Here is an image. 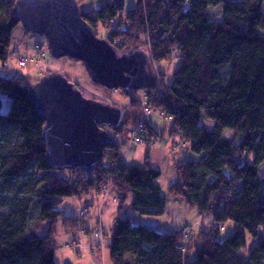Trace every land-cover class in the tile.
<instances>
[{
  "label": "trees",
  "instance_id": "obj_1",
  "mask_svg": "<svg viewBox=\"0 0 264 264\" xmlns=\"http://www.w3.org/2000/svg\"><path fill=\"white\" fill-rule=\"evenodd\" d=\"M15 2L0 0L4 64L19 25ZM77 2L83 21L96 34L110 27L106 39L119 53L144 52L157 66L177 58L170 84L159 90L150 85L146 94L163 122L170 118L174 152L182 149L198 157L175 164L178 180L169 194L201 215L210 214L214 229L188 239L182 231L157 233L121 215L129 197L138 217L159 219L166 207L156 183L160 170L148 160L143 166L123 163L124 144L106 147L90 173L76 168L63 175L50 168L44 158V121L28 87L21 78L0 75V264H55L57 234L71 235L78 248L81 228L108 241L112 264H264L259 178L264 164V0H137L127 12L125 0H101L87 11ZM214 8L221 10V19L213 17ZM3 96L10 100L6 113L1 112ZM130 108L138 113L127 126H141L140 136L150 138L152 127L137 121L140 102ZM206 119L215 123L212 130L204 126ZM224 131L234 138H224ZM103 187L119 197L109 236L100 224L93 232L84 220L62 210L66 199L81 201ZM227 223L235 228L220 241L216 228ZM247 237L252 249L245 259L240 253Z\"/></svg>",
  "mask_w": 264,
  "mask_h": 264
},
{
  "label": "water",
  "instance_id": "obj_2",
  "mask_svg": "<svg viewBox=\"0 0 264 264\" xmlns=\"http://www.w3.org/2000/svg\"><path fill=\"white\" fill-rule=\"evenodd\" d=\"M13 10L25 32L46 40L52 58L82 63L94 86L108 92L120 89L129 98L147 87L149 56L132 50L119 53L99 38L83 21L77 0H16ZM28 96L44 121L45 162L57 171H94L105 147L114 145L102 126L118 131L124 124L120 109L87 99L60 74L44 75L28 87ZM259 178L264 191V164ZM144 226L155 230L158 223Z\"/></svg>",
  "mask_w": 264,
  "mask_h": 264
},
{
  "label": "rangeland",
  "instance_id": "obj_3",
  "mask_svg": "<svg viewBox=\"0 0 264 264\" xmlns=\"http://www.w3.org/2000/svg\"><path fill=\"white\" fill-rule=\"evenodd\" d=\"M100 1L101 0H81V7L84 11H87L91 7L98 6ZM136 2L137 0H125L124 11L127 12L134 9V7H136ZM210 10L214 18L216 17L218 20L221 19L222 14L219 8ZM104 31H110V27H107ZM104 31L102 32L101 30H98V33L96 35L101 39H106L108 33H104ZM13 50L16 52V58L12 56ZM19 58H33L35 62L28 63L29 65L27 64L25 67H19L16 60ZM177 61L178 60L176 58V61H174V63L171 60L168 65L167 63H161V66L154 65V63L152 62L149 63L150 65L147 67V73L149 74L148 85L146 88L137 91L134 95L135 98L140 102V106L144 111L145 107L147 105H150V101L146 94L147 90H149V86L154 85L153 88L156 87L159 90V87L161 88L163 84L169 85ZM5 65L6 68H3L2 63H0V75H14L18 78H21L23 79L24 84L27 87L33 86L45 74L56 73L66 77V79L72 84L77 85L82 95L86 98L94 97L105 102L109 100L110 102H114L115 104H124L127 100L121 92H114L113 94H111V96H109L106 92L104 93L103 90L94 86L90 82L87 72L82 63L71 61L67 58H52L47 48L46 40L39 35L29 34L25 32L20 24L17 25V27L11 34L10 57L6 61ZM162 66L164 67V69L160 71L158 67ZM2 100L3 104L1 112L6 113L10 108V100L6 96H3ZM129 120V116H125L123 124L124 127L127 126ZM146 121L148 122V125H152L155 132L151 133L150 138H143L137 135L132 136L127 132H119L120 130L114 132L105 128V131H107L109 136L113 140H115L117 144H124L121 152L122 154H124V156L126 155V157H129L126 160V162L129 164L134 163L137 165H143L146 153L148 152L149 148H151L150 152H152L151 154L153 155L154 159L152 165L161 172V176L156 180V183L161 188V193L166 199L165 213L159 219H147L138 217L136 212L132 210L130 203H126L125 205H123L124 217L135 218L140 223H144L145 221L158 223V226L155 230L157 233H171L173 231L183 230L186 231L187 237L190 235L192 237H196V235L200 231L214 229V226L211 224L213 223V219L210 214L201 215L195 208H189V206L183 200L176 199L169 194L170 186L175 183V179L178 180L174 165L176 163V159H183V161L181 162H184L191 159L196 160L198 157L191 152H184L182 154L179 153L180 151L174 152L170 143L171 137L169 135L170 126L168 121H170V118L165 117L164 122L166 123H164L162 117L158 112H152L149 117V121ZM203 124L208 130H212L215 126V123L213 121L207 119L203 121ZM133 125L134 123L131 122L130 127H133ZM130 127L129 125L127 126V128ZM137 137L141 139V143L132 144L131 142H134V139ZM223 137L227 140H232L234 138V133L231 131H224ZM147 139H149V141L151 142H148ZM185 151L188 150L186 149ZM62 174L65 175V171L62 172ZM114 196L116 199L119 198L117 193L115 191H112V194L108 196V198L104 201L102 212L106 225H108L115 219L114 217L116 215L117 209L119 208L118 202L116 201L115 203L112 201ZM92 197L95 199V207L92 206L93 208L89 209V212H87L86 208H82L80 216L85 221V227L94 232V230H96L98 226V223H100L98 209L99 204L101 203L100 200L103 197L101 190L98 194ZM67 202L76 203L78 202V200L66 199V201H63V211H65ZM69 216L76 218L75 216ZM106 225L104 227V231L109 236L112 226L110 227L108 225V227ZM234 228L235 226L232 223L221 225L220 228L217 229L220 233L219 240L222 241L223 239L231 235ZM78 236L80 246L77 248L78 243L75 238L73 241L68 242L72 239L71 236L67 235L62 230L59 232V234H57V248L54 254L55 264H111L109 261L108 250H103L99 255L96 252H94L95 254L89 253V248L92 245L91 243H93V241H100L98 233L88 234L85 232L84 228H81ZM68 243L70 246H68ZM105 243L107 244L108 241L105 240ZM251 249L252 241L249 237H247L246 248L240 253L241 256L246 259ZM99 260H102L103 262Z\"/></svg>",
  "mask_w": 264,
  "mask_h": 264
},
{
  "label": "bare ground",
  "instance_id": "obj_4",
  "mask_svg": "<svg viewBox=\"0 0 264 264\" xmlns=\"http://www.w3.org/2000/svg\"><path fill=\"white\" fill-rule=\"evenodd\" d=\"M14 58H16L15 56H16V52L13 50V55H12ZM9 57H10V55H9ZM17 60V63H18V59H16ZM35 62V61H34ZM37 62V61H36ZM0 63H2V66H3V68H6V65L3 63V62H0ZM6 63V62H5ZM4 65H5V67H4ZM19 66V65H18ZM20 67V66H19ZM99 89H101V90H103L104 91V93L106 92L109 96H111V94H113L114 92H121L122 94H123V92L120 90V89H116V90H113V91H106V90H104L103 88H99ZM123 96L127 99L126 101H125V103L124 104H115L114 102H110L109 100L108 101H102V100H98V99H96V98H94V97H88L87 99H89V100H92V101H95V102H99V103H103V104H106V105H109V106H111V107H113V108H117V109H120L123 113H124V118H125V116H129V121L128 122H130V121H132L133 119H134V116H135V114H137L138 112L137 111H135V110H133V109H131L130 108V106L131 105H133L135 102H139L136 98H135V96H133L132 98H129V97H127L126 95H124L123 94ZM1 101H3V100H1ZM2 104H3V102H2ZM142 108V107H141ZM145 110H148V112H146V111H144L143 109H142V111H141V114H139L140 115V118L137 120L138 121V123H140L141 121H143V120H148L149 119V117H150V115L152 114V112H154L153 111V109L151 108V106L150 105H147L146 107H145ZM161 116V115H160ZM130 127V126H129ZM104 128H106L107 130H108V128L107 127H105L104 126ZM110 130V129H109ZM118 130H120L119 132H127V133H129V135H132V136H136L137 135V133H138V129H136L135 127H130V128H127V126L126 127H124L123 125L122 126H120L119 128H118ZM114 132H116V131H114ZM114 141V144H115V140H113ZM106 148V147H105ZM105 151V150H104ZM104 154V153H103ZM45 155H46V152H44V158H45ZM120 156H121V159H122V161H123V163H125L126 162V155L124 156V154H122V152H121V154H120ZM149 157H150V152H147L146 153V156H145V159L146 160H148V162H149ZM103 158H104V155H103ZM103 158H102V160H103ZM102 160H101V162H102ZM150 165H151V162H150ZM152 166V165H151ZM153 167V166H152ZM177 181V180H176ZM161 189V188H160ZM101 192H102V195H103V198H104V201L108 198V191H107V188H105V187H103L102 188V190H101ZM118 200V199H117ZM117 200H115V198H114V202H116ZM127 201V200H126ZM99 210V215H100V218L103 220V212H102V210H103V208H99L98 209ZM102 216V217H101ZM78 221H82L83 219H82V217L80 216V213H79V216H78ZM101 219H100V221H101ZM130 219V218H129ZM133 223H138V222H135L134 220H132V219H130ZM145 222H149V221H145ZM101 223V222H100ZM218 228H220V226H217V228L216 229H218ZM182 234L183 235H185V237H187V234H186V231H183L182 230ZM188 239H190L189 238V236L187 237ZM100 240H101V238H100ZM110 263H111V261H110ZM112 264V263H111Z\"/></svg>",
  "mask_w": 264,
  "mask_h": 264
},
{
  "label": "crops",
  "instance_id": "obj_5",
  "mask_svg": "<svg viewBox=\"0 0 264 264\" xmlns=\"http://www.w3.org/2000/svg\"><path fill=\"white\" fill-rule=\"evenodd\" d=\"M80 90V89H79ZM148 121H149V119H148ZM150 126V129H151V127H152V125H149ZM151 132L153 133L154 132V129H153V127H152V129H151ZM155 133V132H154ZM149 141V140H148ZM132 143V142H131ZM133 144V143H132ZM151 146V145H150ZM150 150H151V148H149V150H148V152H150ZM182 150V149H181ZM181 150H178V151H180L179 153H184V152H182ZM152 152H150V157H149V164H150V162H151V165L153 164V155L151 154ZM129 157L127 156L126 157V160L128 159ZM172 160H173V158H172ZM179 160H180V158H178V159H176V163L175 164H177V163H179ZM181 161H183V159H181L180 160V162ZM145 162H146V159L144 160V163H143V165H145ZM125 163H127V162H125ZM127 164H129V163H127ZM131 164H134V163H131ZM174 164V165H175ZM135 165H137V164H135ZM143 165H140V166H143ZM153 166V165H152ZM153 168H155V167H153ZM176 176H177V174H176ZM176 180L177 179H175V182H176ZM107 191H108V196H110L111 194H112V190L111 189H107ZM114 198H115V196L113 197V199H112V201L114 200ZM115 200H117L116 198H115ZM100 204H99V208H103V206H104V198L102 197V199L100 200ZM114 202V201H113ZM116 203V202H115ZM126 203H130V198H128L127 199V201H126ZM125 203V204H126ZM98 205V204H97ZM96 205V206H97ZM95 207V199L91 196V197H87V198H84L83 200H81V201H78V202H67V204H66V208H65V213H67V214H69V215H71V216H75L76 217V219L78 218V216H79V213L81 212V210H82V208H86V210H87V212H89V209H92L93 207ZM112 210V209H111ZM123 210H122V213H121V215H123ZM119 214V211H118V209H117V212H116V215H115V217L114 218H116L117 217V215ZM98 216H99V222H101V223H98V224H100V226L103 228V231H104V227H105V225H106V222H105V220H104V218H103V220L100 218V215L98 214ZM124 216V215H123ZM102 217V216H101ZM130 219H132V220H134L135 222H139L138 220H136L135 218H131V217H129ZM100 219H101V221H100ZM115 220V219H114ZM114 220L112 221V222H110L108 225L111 227L112 225H113V223H114ZM108 225H106V226H108ZM108 226V227H109ZM90 230V229H89ZM86 232V231H85ZM105 232V231H104ZM71 236V235H70ZM68 237V236H67ZM70 241V240H69ZM68 241V242H69ZM89 242H90V240H89ZM92 245H91V247L89 248V253L90 254H95L94 252H96L98 255L103 251V250H105L106 248H105V238H102L100 241H97V242H95V241H93V243H91ZM107 250V249H106ZM98 260V259H97ZM99 261H101V262H103L102 260H99ZM109 261H110V259H109Z\"/></svg>",
  "mask_w": 264,
  "mask_h": 264
},
{
  "label": "built area",
  "instance_id": "obj_6",
  "mask_svg": "<svg viewBox=\"0 0 264 264\" xmlns=\"http://www.w3.org/2000/svg\"><path fill=\"white\" fill-rule=\"evenodd\" d=\"M33 62H34V59L33 58H19L18 59V65L20 67H25L28 63H33ZM145 111L148 112V110H145ZM136 129H138L137 136H140V133L142 131V127L139 126ZM132 143H134V144H140L141 143V139L139 137H137V138L134 139V142H132Z\"/></svg>",
  "mask_w": 264,
  "mask_h": 264
},
{
  "label": "flooded vegetation",
  "instance_id": "obj_7",
  "mask_svg": "<svg viewBox=\"0 0 264 264\" xmlns=\"http://www.w3.org/2000/svg\"><path fill=\"white\" fill-rule=\"evenodd\" d=\"M102 128L105 130L104 126H102Z\"/></svg>",
  "mask_w": 264,
  "mask_h": 264
}]
</instances>
